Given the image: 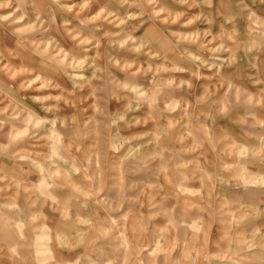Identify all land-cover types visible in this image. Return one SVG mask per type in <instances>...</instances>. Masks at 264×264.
<instances>
[{"label":"clouds","instance_id":"9594fccd","mask_svg":"<svg viewBox=\"0 0 264 264\" xmlns=\"http://www.w3.org/2000/svg\"><path fill=\"white\" fill-rule=\"evenodd\" d=\"M0 264H264V0H0Z\"/></svg>","mask_w":264,"mask_h":264},{"label":"rangeland","instance_id":"374dc122","mask_svg":"<svg viewBox=\"0 0 264 264\" xmlns=\"http://www.w3.org/2000/svg\"><path fill=\"white\" fill-rule=\"evenodd\" d=\"M257 197H256V194L255 193H252V194H250L249 196H248V199H252V200H254V199H256ZM177 211H179V209L177 210Z\"/></svg>","mask_w":264,"mask_h":264}]
</instances>
